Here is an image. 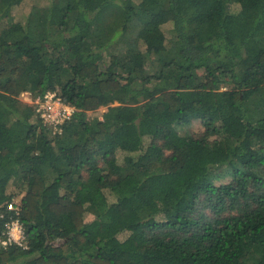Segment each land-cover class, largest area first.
Here are the masks:
<instances>
[{"label": "trees", "instance_id": "trees-1", "mask_svg": "<svg viewBox=\"0 0 264 264\" xmlns=\"http://www.w3.org/2000/svg\"><path fill=\"white\" fill-rule=\"evenodd\" d=\"M97 1L0 0V264H264V0Z\"/></svg>", "mask_w": 264, "mask_h": 264}, {"label": "built area", "instance_id": "built-area-1", "mask_svg": "<svg viewBox=\"0 0 264 264\" xmlns=\"http://www.w3.org/2000/svg\"><path fill=\"white\" fill-rule=\"evenodd\" d=\"M26 101L32 105H36V111L42 118L45 124L52 127L54 133L62 134L65 129L66 123L73 117L76 109L65 103L57 92L49 91L44 95L33 97L30 92H25L23 95ZM100 120L103 116H98ZM16 202H12L9 205V209L19 210ZM7 239L3 241V244L17 243L22 245L24 240V230L22 225L15 220L7 226Z\"/></svg>", "mask_w": 264, "mask_h": 264}, {"label": "rangeland", "instance_id": "rangeland-1", "mask_svg": "<svg viewBox=\"0 0 264 264\" xmlns=\"http://www.w3.org/2000/svg\"><path fill=\"white\" fill-rule=\"evenodd\" d=\"M100 3V0H98L96 2V4H99ZM21 13V12H20ZM170 19V15L169 14H161L159 16H157V21H165V20H169ZM73 20H71L70 22V28L73 26ZM22 100H26V98L24 96L21 97ZM28 102V101H27ZM104 110H106V107H101L98 111L96 112H90V116L91 117H98L100 115L103 114ZM204 124L201 123V122H196L193 126L194 129H199V130H202L204 128ZM192 134V131H189L187 133V135H191ZM190 160H188L185 156L183 157V159H181L180 163L178 164L177 166V169L178 170H183V169H186V168H189L191 166V164L189 163ZM7 182H10L9 183V191H15L17 190V188L15 187V182L14 181H10V180H7ZM20 196L18 198H15L13 202H16V204L19 203L20 201Z\"/></svg>", "mask_w": 264, "mask_h": 264}, {"label": "clouds", "instance_id": "clouds-1", "mask_svg": "<svg viewBox=\"0 0 264 264\" xmlns=\"http://www.w3.org/2000/svg\"><path fill=\"white\" fill-rule=\"evenodd\" d=\"M25 93V92H24ZM24 93L22 94V96L24 95ZM41 96V95H40ZM24 102H27L26 100H23ZM28 103V102H27ZM28 104H30V103H28ZM32 105V104H31ZM105 111V110H104ZM90 113V112H89Z\"/></svg>", "mask_w": 264, "mask_h": 264}]
</instances>
